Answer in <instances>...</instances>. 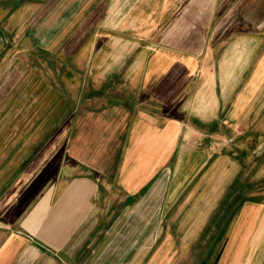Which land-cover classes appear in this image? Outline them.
<instances>
[{
	"label": "crops",
	"instance_id": "crops-1",
	"mask_svg": "<svg viewBox=\"0 0 264 264\" xmlns=\"http://www.w3.org/2000/svg\"><path fill=\"white\" fill-rule=\"evenodd\" d=\"M259 118L264 0H0V264H180L193 135ZM258 193L197 264H264Z\"/></svg>",
	"mask_w": 264,
	"mask_h": 264
},
{
	"label": "rangeland",
	"instance_id": "rangeland-1",
	"mask_svg": "<svg viewBox=\"0 0 264 264\" xmlns=\"http://www.w3.org/2000/svg\"><path fill=\"white\" fill-rule=\"evenodd\" d=\"M260 120L254 125L248 123V127L254 126L251 133H247L245 128L231 133L222 127L216 133L210 126L205 134L196 132L193 135L188 149L204 150L206 165L194 176L187 191L180 195L177 205L163 216L160 226L164 234H173L177 238V245H181L180 256L176 257L180 264L199 263L209 243L204 241L200 245L197 240L203 235L215 236L220 231V225L214 222L223 215L221 213H230L227 222L222 225L223 231L229 234L234 228L232 219L235 214L240 215L243 211L242 204L255 191L259 192V196L262 195L260 193L264 194V123H260ZM63 122V127L67 126V119ZM229 194L236 196L234 204L228 203ZM147 213L150 220L156 217L157 209ZM210 218L212 222L207 224ZM193 235L197 236L195 240ZM226 240L224 238L223 242L226 243Z\"/></svg>",
	"mask_w": 264,
	"mask_h": 264
}]
</instances>
